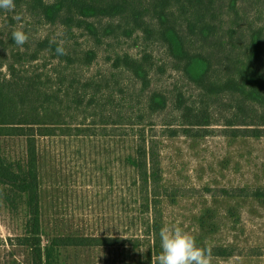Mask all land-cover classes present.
Masks as SVG:
<instances>
[{
    "label": "rangeland",
    "instance_id": "obj_1",
    "mask_svg": "<svg viewBox=\"0 0 264 264\" xmlns=\"http://www.w3.org/2000/svg\"><path fill=\"white\" fill-rule=\"evenodd\" d=\"M220 5L223 9L217 18L220 28L214 77L224 79L229 74L227 66L243 59L246 33L264 25V11L256 1L244 0L238 6V16L233 18L226 4ZM189 17L178 15L185 31L193 22ZM21 24L29 35L24 44L28 56L35 42L44 38L64 41L72 56L94 49L98 52L96 61L76 69L74 81L95 75H105L109 81V88L99 94L97 101V106L106 107L103 119L87 116L85 122L89 126L106 122L107 130L98 129L96 136L37 140L43 244L56 237L123 239L106 247L61 249V264H150L143 254L147 245L128 241L142 233L134 136L139 129L153 149L157 196L155 200L150 198V207L161 212L163 225L178 224L201 246L224 247L233 252L230 258H212L211 264H264V111L259 109L235 119L233 98L225 94L206 96L186 79L156 34L149 37L138 33L130 39L94 47L81 33L67 40L58 26L0 9V42L5 53L11 47L12 30ZM200 46L195 44L193 49ZM116 54L148 56L152 67L150 91L161 92L168 99L166 111L153 116L145 113L140 128L115 125L126 114L136 113L142 103L128 76L111 77L112 62L108 59ZM41 59L23 70L33 76L50 73L51 59ZM258 67L264 70V63ZM1 74L6 77V69H1ZM64 86L66 82L61 91ZM186 110L190 116L185 122L194 115H204L207 126L195 128L204 130H194L191 136L178 130L182 127L180 116ZM117 113L122 116L118 118ZM83 119L78 118L76 123ZM167 129L179 132L171 136ZM230 129H260L262 133L261 137L233 138ZM0 155L12 163L22 160L24 140L0 137ZM8 205L0 188V264H31L29 250L15 242V237L22 234L21 211H13ZM137 245L140 250H136Z\"/></svg>",
    "mask_w": 264,
    "mask_h": 264
},
{
    "label": "trees",
    "instance_id": "obj_2",
    "mask_svg": "<svg viewBox=\"0 0 264 264\" xmlns=\"http://www.w3.org/2000/svg\"><path fill=\"white\" fill-rule=\"evenodd\" d=\"M244 0H14L13 13L37 18L47 25L58 26L69 38L81 33L94 47H101L121 38L130 39L135 34H156L165 44L168 55L180 65L182 74L209 98L228 95L233 98L235 119L264 111V25L246 33L243 59L227 66L226 78L214 77L215 48L220 24L218 12L226 9L233 18L238 16V6ZM264 11V0H254ZM193 19L186 31L179 24L178 15ZM189 17V18H190ZM222 20V19H221ZM107 21V23H103ZM8 53L0 42V137H18L24 140V156L17 162L7 161L0 155V188L8 208L20 209L22 234L15 237L16 246L29 250L31 264H61L60 251L68 248L106 247L123 239L104 237H56L46 245L42 241L41 202L38 170L37 140L52 136H96L97 130H107L108 123L86 125V117L103 119L106 107L97 106L99 94L109 88L105 75L86 77L74 81L76 69L91 66L98 52L89 49L72 56L66 44V55H57V41L48 38L35 42V49L28 56L26 45L17 46L13 39ZM201 43L200 48L193 46ZM42 56L52 61V70L45 75L33 76L24 71L26 66L42 61ZM111 77L128 76L142 98L141 107L125 119H119L120 127L140 128L145 122L144 114L158 115L168 107L167 97L150 91L152 67L148 56L133 57L128 54L114 55ZM76 67V68H75ZM1 69H6V77ZM23 71V72H21ZM44 76V77H43ZM43 77V78H42ZM56 83H52V82ZM67 83L61 91V85ZM52 83V86H51ZM57 85V88H53ZM180 110V109H179ZM128 115V116H127ZM121 113H117L120 118ZM186 110L181 119V132L191 136L195 129L207 126L203 114L190 121ZM78 118H84L76 123ZM70 121H67V120ZM183 120V121H182ZM100 126V127H99ZM234 126V125H228ZM99 127V128H98ZM143 129V128H142ZM231 137H261L260 129H230ZM136 168L140 186L141 207L138 213L142 233L131 238L136 244L147 245L146 252L152 264L160 249L159 231L163 225L161 212L150 207V198L155 200L156 166L153 149L148 146L143 131L138 130ZM171 136L177 130L167 129ZM199 132V131H196ZM240 133L246 134L241 135ZM262 197V196H258ZM140 242V243H139ZM136 246V245H134ZM138 246V245H137ZM144 246V245H141ZM140 246L136 247V250ZM209 248V247H207ZM212 258H230L231 249L212 247Z\"/></svg>",
    "mask_w": 264,
    "mask_h": 264
},
{
    "label": "clouds",
    "instance_id": "obj_3",
    "mask_svg": "<svg viewBox=\"0 0 264 264\" xmlns=\"http://www.w3.org/2000/svg\"><path fill=\"white\" fill-rule=\"evenodd\" d=\"M14 0H0V9L13 10ZM19 25L12 30L11 36L17 46H23L29 40V35ZM55 43V41H53ZM64 41H59L56 47L57 55H66ZM161 251L152 256V264H211V249L201 246L197 238L180 225H162L159 231Z\"/></svg>",
    "mask_w": 264,
    "mask_h": 264
}]
</instances>
